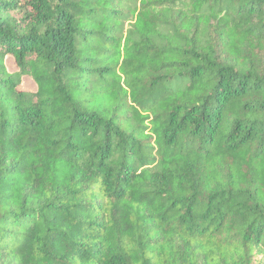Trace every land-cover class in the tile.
I'll list each match as a JSON object with an SVG mask.
<instances>
[{"label": "trees", "instance_id": "trees-1", "mask_svg": "<svg viewBox=\"0 0 264 264\" xmlns=\"http://www.w3.org/2000/svg\"><path fill=\"white\" fill-rule=\"evenodd\" d=\"M0 264H264V0H0Z\"/></svg>", "mask_w": 264, "mask_h": 264}, {"label": "rangeland", "instance_id": "rangeland-1", "mask_svg": "<svg viewBox=\"0 0 264 264\" xmlns=\"http://www.w3.org/2000/svg\"><path fill=\"white\" fill-rule=\"evenodd\" d=\"M7 67L10 71H13L14 68H13V64L11 63V61L7 60ZM24 87H27V88H33L31 85H29V83L27 82H24L23 84Z\"/></svg>", "mask_w": 264, "mask_h": 264}]
</instances>
